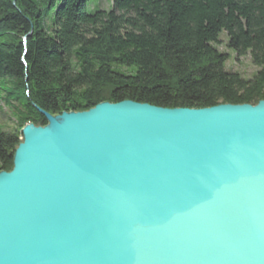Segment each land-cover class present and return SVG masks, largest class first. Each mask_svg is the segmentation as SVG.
Instances as JSON below:
<instances>
[{"label": "water", "instance_id": "obj_1", "mask_svg": "<svg viewBox=\"0 0 264 264\" xmlns=\"http://www.w3.org/2000/svg\"><path fill=\"white\" fill-rule=\"evenodd\" d=\"M40 111L0 172V264H264V100Z\"/></svg>", "mask_w": 264, "mask_h": 264}, {"label": "trees", "instance_id": "obj_2", "mask_svg": "<svg viewBox=\"0 0 264 264\" xmlns=\"http://www.w3.org/2000/svg\"><path fill=\"white\" fill-rule=\"evenodd\" d=\"M0 0V95L17 126L0 124V172L13 168L27 123L132 100L204 108L264 100V0ZM258 67L229 71L220 34ZM25 39V40H24Z\"/></svg>", "mask_w": 264, "mask_h": 264}, {"label": "rangeland", "instance_id": "obj_3", "mask_svg": "<svg viewBox=\"0 0 264 264\" xmlns=\"http://www.w3.org/2000/svg\"><path fill=\"white\" fill-rule=\"evenodd\" d=\"M111 7V0H90L87 5L88 11L96 9L110 10ZM219 38L221 41L216 44V47L220 51L228 53L230 56L225 63V68L229 71L239 72L245 78H251L257 72L258 67L253 64L250 56L237 57L235 51L228 47V35L226 32H222ZM1 98L2 95H0ZM0 124L8 131L14 130L17 126L16 119L13 117L10 108L5 104L3 99L0 100Z\"/></svg>", "mask_w": 264, "mask_h": 264}]
</instances>
